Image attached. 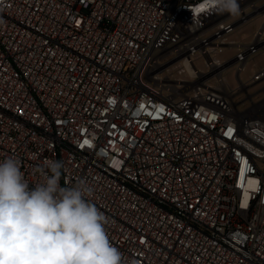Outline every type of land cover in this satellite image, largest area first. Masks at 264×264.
<instances>
[{
    "label": "built area",
    "instance_id": "obj_1",
    "mask_svg": "<svg viewBox=\"0 0 264 264\" xmlns=\"http://www.w3.org/2000/svg\"><path fill=\"white\" fill-rule=\"evenodd\" d=\"M238 3L0 0V161H62L125 264H264V21L229 40L264 0Z\"/></svg>",
    "mask_w": 264,
    "mask_h": 264
},
{
    "label": "clouds",
    "instance_id": "obj_2",
    "mask_svg": "<svg viewBox=\"0 0 264 264\" xmlns=\"http://www.w3.org/2000/svg\"><path fill=\"white\" fill-rule=\"evenodd\" d=\"M211 9L240 14L238 0H207ZM62 161L36 169L30 187L19 159L0 161V264H125L109 240L105 214L85 181L61 186ZM134 264V262H133Z\"/></svg>",
    "mask_w": 264,
    "mask_h": 264
},
{
    "label": "rangeland",
    "instance_id": "obj_3",
    "mask_svg": "<svg viewBox=\"0 0 264 264\" xmlns=\"http://www.w3.org/2000/svg\"><path fill=\"white\" fill-rule=\"evenodd\" d=\"M264 21L263 14L257 15L250 19L248 22L240 25L235 31L229 36V40H234L239 43H249L252 41L254 33L258 28L262 25ZM234 53V50H230L226 52V55H231ZM264 67V52H260L258 54L253 55L246 63L243 71H242V79L244 82H248L252 74ZM226 79L228 80L229 84L234 88L237 86L234 77V68H229L225 73ZM264 86V81L255 86L251 91H255L260 87ZM243 106V105H242ZM241 106V107H242Z\"/></svg>",
    "mask_w": 264,
    "mask_h": 264
}]
</instances>
